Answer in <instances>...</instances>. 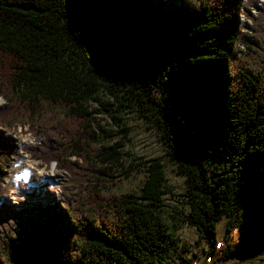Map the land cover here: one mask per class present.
I'll return each mask as SVG.
<instances>
[{
	"label": "trees",
	"instance_id": "16d2710c",
	"mask_svg": "<svg viewBox=\"0 0 264 264\" xmlns=\"http://www.w3.org/2000/svg\"><path fill=\"white\" fill-rule=\"evenodd\" d=\"M0 99V264H162L177 245L162 216V159L131 158L145 171L136 194L106 187L131 115L183 176L185 220L205 254L227 217L225 230L235 218L242 232L225 258L264 255L259 0H0ZM25 125L34 142L19 147L13 132ZM21 151L54 163L64 183L7 199Z\"/></svg>",
	"mask_w": 264,
	"mask_h": 264
},
{
	"label": "rangeland",
	"instance_id": "374dc122",
	"mask_svg": "<svg viewBox=\"0 0 264 264\" xmlns=\"http://www.w3.org/2000/svg\"><path fill=\"white\" fill-rule=\"evenodd\" d=\"M259 3H264V0H259ZM255 14V7L251 8ZM250 22H244V29L250 32ZM3 100L0 99V107ZM102 123H110L108 117L102 114H97ZM127 126L131 129L125 145L123 153V167L117 169L112 174L115 176L113 183H106L107 190L114 194L120 193H137L142 185L145 177L144 168L138 166L132 167L131 158L142 161H149L154 158H161L165 172L163 195L162 216L167 224L168 230L176 237L177 245L171 252L168 253L162 264H193L196 261L203 263L204 250H208L205 241L196 244L197 232L194 227L189 226L185 220L188 211L187 205L184 202L182 194L184 192V178L174 171L173 164L167 159L165 150L161 142L158 140L154 129L149 128L147 123L137 115H131L126 118ZM13 138L19 147L26 144H33L34 139L27 131V125L17 127L13 132ZM20 155L14 157L7 166V177L5 178L3 188L7 192L6 198L13 201L14 196L20 193V188L36 187L43 183H48L54 188L65 181V173L55 168L54 163L49 166L41 165L39 162L32 160L28 154L19 152ZM24 160L26 165H32L34 169L29 174H24L22 171L18 174H11V166L13 163ZM125 173H129L128 177H124ZM35 180V181H34ZM227 217L216 225V230L221 237L225 232V224ZM233 237V245L235 247L241 236V229L238 226V221L235 218L231 219V226L228 229ZM217 240V237H216ZM216 243V241H215ZM216 246V245H215ZM212 264H264V255L256 250L248 251L244 255L226 259L224 255L214 260Z\"/></svg>",
	"mask_w": 264,
	"mask_h": 264
},
{
	"label": "built area",
	"instance_id": "2783aa9c",
	"mask_svg": "<svg viewBox=\"0 0 264 264\" xmlns=\"http://www.w3.org/2000/svg\"><path fill=\"white\" fill-rule=\"evenodd\" d=\"M231 245H233V237L228 230L221 237L217 238L215 250H211L208 254H205V252L208 250H204L203 263H199L198 261H196L193 264H212L214 260L221 257L224 254L225 250L227 248H230Z\"/></svg>",
	"mask_w": 264,
	"mask_h": 264
},
{
	"label": "bare ground",
	"instance_id": "6f19581e",
	"mask_svg": "<svg viewBox=\"0 0 264 264\" xmlns=\"http://www.w3.org/2000/svg\"><path fill=\"white\" fill-rule=\"evenodd\" d=\"M33 169L34 167L32 165H26L24 160L21 159L20 161L13 163L11 166V174H18L21 171L24 174H29Z\"/></svg>",
	"mask_w": 264,
	"mask_h": 264
},
{
	"label": "crops",
	"instance_id": "0c3cea01",
	"mask_svg": "<svg viewBox=\"0 0 264 264\" xmlns=\"http://www.w3.org/2000/svg\"><path fill=\"white\" fill-rule=\"evenodd\" d=\"M216 237H217V238L219 237V233L217 232V230H216Z\"/></svg>",
	"mask_w": 264,
	"mask_h": 264
}]
</instances>
